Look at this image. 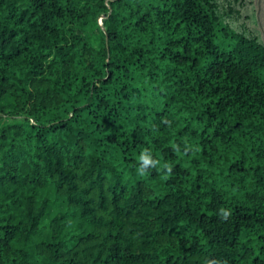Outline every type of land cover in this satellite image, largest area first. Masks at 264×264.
I'll list each match as a JSON object with an SVG mask.
<instances>
[{"label":"trees","instance_id":"1","mask_svg":"<svg viewBox=\"0 0 264 264\" xmlns=\"http://www.w3.org/2000/svg\"><path fill=\"white\" fill-rule=\"evenodd\" d=\"M0 264H264V0H0Z\"/></svg>","mask_w":264,"mask_h":264},{"label":"rangeland","instance_id":"2","mask_svg":"<svg viewBox=\"0 0 264 264\" xmlns=\"http://www.w3.org/2000/svg\"><path fill=\"white\" fill-rule=\"evenodd\" d=\"M100 26H101V21H99L97 24H91L89 26V28L86 30V35L89 37V39H90V41L92 43H95L99 39V30H98V28ZM45 195L51 197V192H47V193H45ZM57 210H60V207H59L58 203L56 204V206H54L50 210V215L55 213Z\"/></svg>","mask_w":264,"mask_h":264},{"label":"clouds","instance_id":"3","mask_svg":"<svg viewBox=\"0 0 264 264\" xmlns=\"http://www.w3.org/2000/svg\"><path fill=\"white\" fill-rule=\"evenodd\" d=\"M146 152H147V150H145V152L141 153V155L139 157L141 164H140V168L138 169V171H139L140 175H144L146 169L149 166H154L153 161L148 156L145 155ZM168 171L171 172L170 167L168 168ZM228 215H229V213L225 212L223 218L226 219L228 217Z\"/></svg>","mask_w":264,"mask_h":264}]
</instances>
